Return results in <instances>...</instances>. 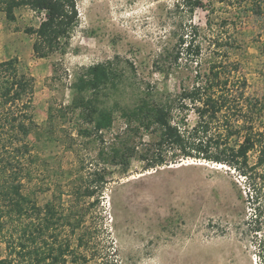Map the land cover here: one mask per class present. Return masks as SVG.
<instances>
[{"label": "rangeland", "instance_id": "rangeland-1", "mask_svg": "<svg viewBox=\"0 0 264 264\" xmlns=\"http://www.w3.org/2000/svg\"><path fill=\"white\" fill-rule=\"evenodd\" d=\"M202 2L204 8L190 15L175 0H75L77 22L46 59L34 56L35 37L27 33L39 26L40 12L21 7L9 21L0 11V62L16 58L34 78L38 130L29 140L37 161L22 192L38 206L53 202L59 211L81 216L79 227H66L62 236L73 247L83 238L75 249L82 264H264V230L255 235L245 222L251 214L248 186L238 171L201 153L199 159L169 154L163 165L147 167L138 156L153 152L154 131L132 134L116 111L101 139L85 136L78 131L85 126L77 114L64 109L72 83L95 64H109L115 76L117 88L105 103L133 107L145 94L155 102L173 100L182 87L194 84L197 73L221 62L231 85L237 90V80H245V95L260 102L254 126L264 132V6L255 15L243 13L248 6L236 1ZM190 19L201 56L192 63L180 55L172 65L180 24L190 31ZM173 104V121L185 117L187 128L194 126V113ZM225 125L210 126L211 151L216 143L235 146L242 140L237 135L226 140ZM124 143L135 150L125 166L109 155ZM257 149L249 153L250 164ZM96 172L104 177L99 188ZM87 186L95 191L92 197L78 194ZM6 256L1 234L0 260Z\"/></svg>", "mask_w": 264, "mask_h": 264}, {"label": "trees", "instance_id": "trees-1", "mask_svg": "<svg viewBox=\"0 0 264 264\" xmlns=\"http://www.w3.org/2000/svg\"><path fill=\"white\" fill-rule=\"evenodd\" d=\"M227 1L248 6L242 10L245 14H262L264 0ZM175 2L177 8L190 15L204 8L202 0ZM21 7L46 13L37 29L27 30L35 37L32 51L39 59L54 53L77 22L75 0H0V11L9 21L14 20V11ZM189 21L190 31L180 24L179 49L171 55L172 65L177 64L180 55L187 56L192 63H197L201 56V46L195 42L197 30L191 26V19ZM224 69L221 62L212 63L206 74L197 73L194 84L182 87L168 102H155L145 94L133 107H111L105 103V97L117 88L115 76L109 64H95L72 83V99L64 109L77 114L85 126L78 131L85 136L101 139L102 133L112 128L116 111L132 134L141 130L154 131L157 140L153 152L149 157L138 156L146 161L147 167L163 165L169 154L174 158L199 159L198 153H201L205 160L238 171L248 186L246 202L251 214L245 222L256 235L264 230V132L256 131L254 126V116L262 106L245 95V80H237L239 89L236 90ZM33 94L34 78L20 66L18 59L0 62V235L4 234L7 254L0 264H82L75 249L82 244L83 238L78 236L73 247L70 239L62 236L66 227L72 231L79 227L81 216L78 219L75 214L59 211L53 202L38 206L22 192V181L30 175V168L37 161L29 140L38 130L32 115ZM174 102L180 112L191 110L194 113V126L187 128L185 117L173 121ZM230 114L234 117L232 121ZM49 117L52 118L51 111ZM216 121L226 123V140L234 135L241 136L242 140L235 146L216 143L211 151L207 135ZM255 147H258L256 161L250 164L249 153ZM134 151L131 145L124 143L112 147L109 155L114 163L125 166ZM94 178L96 188L104 184L103 175L96 172ZM79 191L78 194L87 197L95 194L88 186ZM102 264L117 263L105 261Z\"/></svg>", "mask_w": 264, "mask_h": 264}, {"label": "built area", "instance_id": "built-area-1", "mask_svg": "<svg viewBox=\"0 0 264 264\" xmlns=\"http://www.w3.org/2000/svg\"><path fill=\"white\" fill-rule=\"evenodd\" d=\"M46 13L44 11L40 12V19L41 21L45 20Z\"/></svg>", "mask_w": 264, "mask_h": 264}]
</instances>
